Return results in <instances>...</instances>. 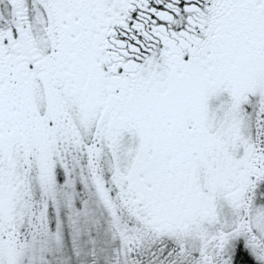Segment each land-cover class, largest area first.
<instances>
[{
  "label": "snow or ice",
  "instance_id": "snow-or-ice-1",
  "mask_svg": "<svg viewBox=\"0 0 264 264\" xmlns=\"http://www.w3.org/2000/svg\"><path fill=\"white\" fill-rule=\"evenodd\" d=\"M0 264H264V0H0Z\"/></svg>",
  "mask_w": 264,
  "mask_h": 264
}]
</instances>
